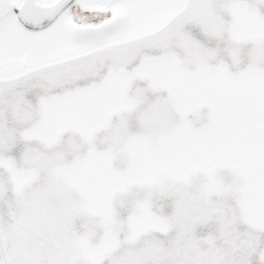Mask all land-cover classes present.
Instances as JSON below:
<instances>
[{
    "label": "snow or ice",
    "instance_id": "6c2138e0",
    "mask_svg": "<svg viewBox=\"0 0 264 264\" xmlns=\"http://www.w3.org/2000/svg\"><path fill=\"white\" fill-rule=\"evenodd\" d=\"M0 264H264V0H0Z\"/></svg>",
    "mask_w": 264,
    "mask_h": 264
}]
</instances>
